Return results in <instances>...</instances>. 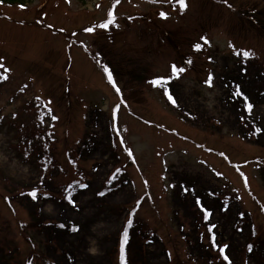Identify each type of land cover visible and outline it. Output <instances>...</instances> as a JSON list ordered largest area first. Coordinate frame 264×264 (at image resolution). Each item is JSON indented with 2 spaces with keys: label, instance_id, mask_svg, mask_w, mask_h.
I'll return each mask as SVG.
<instances>
[{
  "label": "rangeland",
  "instance_id": "1",
  "mask_svg": "<svg viewBox=\"0 0 264 264\" xmlns=\"http://www.w3.org/2000/svg\"><path fill=\"white\" fill-rule=\"evenodd\" d=\"M45 1L28 0L24 7L0 6V13L20 19L33 17L42 5L49 11L56 5L53 20L71 30L98 21L116 0ZM199 1L177 15L184 40L175 17H162L159 6L144 11L148 18L122 28L125 33L137 27L146 31V36L144 32L135 36L141 49L148 51L138 58L141 82L129 74L119 78L134 84L126 97L107 85L92 65L86 55L90 47L86 54L75 51L81 104L89 101L92 106L80 105L74 112L77 151L70 153L71 162H66V153L60 154V162L46 170L49 159L57 155L47 154L44 132L37 126L51 115L41 116L40 111L34 115L33 104L38 103L34 96L19 100L15 93L20 81L12 74L4 78L0 69V264H47L43 257L57 264H116L121 233L126 264H264V214L259 206H264V28H259L261 35H246L242 23V31L239 27L229 30L233 15L226 7L218 12L206 4L204 16L196 12L203 6ZM230 1L246 5L244 0ZM134 2L120 1L115 9L120 13L145 10L142 0ZM263 2L247 0V5L264 7ZM251 14L264 19V10ZM198 21L204 29H197ZM161 28L178 34L183 40L181 51L192 36L194 40L195 31H209L211 59L195 61L196 69L186 74L171 71V78H154L170 70L165 62L181 60L170 45L165 47ZM3 30H7L8 44L18 43V37L11 36L14 27L0 20ZM35 32L41 41L52 39L55 47L54 52L37 51V61L31 63L37 73L50 60L56 68L62 66L60 50L68 35L49 36L47 29ZM77 38L90 42L88 34L78 33ZM244 51L252 55L246 57ZM182 66L187 68L185 63ZM19 71L27 80L34 76L24 68ZM60 71L51 73L55 76ZM151 77L160 83H147ZM33 85L37 89L38 84ZM14 99L20 110L12 114ZM117 102L119 106L114 107ZM59 103L63 109L67 106ZM83 113L85 131L80 126ZM226 153L234 164L254 155L261 159L240 164L238 173L227 163ZM244 179L251 192L245 189ZM10 199L14 213L9 210ZM166 223L180 232L168 245L163 239L167 233L159 227ZM169 248L179 250L185 260L172 261Z\"/></svg>",
  "mask_w": 264,
  "mask_h": 264
},
{
  "label": "trees",
  "instance_id": "2",
  "mask_svg": "<svg viewBox=\"0 0 264 264\" xmlns=\"http://www.w3.org/2000/svg\"><path fill=\"white\" fill-rule=\"evenodd\" d=\"M1 2L5 3V4H9V5H13L15 3H24L25 0H0ZM188 1V0H187ZM193 0H189L188 2H192ZM212 6V9H215L216 7L219 8V10H221V7L219 5H216V3H224V0H209ZM245 2H247V0H244ZM154 7L153 4H145V11L149 10L150 8ZM232 10L235 12V16L236 19L238 20V22H236V20L234 19V17L231 19V23H230V30H234L237 27H241V23L244 25L246 24L245 27V34H250V33H256V34H260V32L258 31L259 28H264L261 27V22L264 23V19H251V20H247L248 16L251 14L249 11L254 12L256 11V7L254 8H246V11H244V13H242V11H238V9L236 7H234L233 5L231 6ZM264 10V8H262ZM253 10V11H252ZM249 12V15H248ZM124 16V18L130 23L136 22V19H146L148 18V14L144 13V14H131V13H126V14H120L119 16ZM173 17L172 15L170 16V18ZM175 20V19H174ZM258 22V23H257ZM92 25H94L93 21H88L86 24L82 25V26H74V31H82L84 29H95ZM239 27V28H240ZM117 30V29H116ZM242 31V30H241ZM89 32V31H88ZM142 32L146 34V31L144 30H140V27L134 28L132 29L129 33H125L123 31H121V29H118L117 31H113V35L110 37L109 39V44L107 42V44H105V42H103L101 45L103 47V49L105 51L108 52V59L109 61H111V64L116 65L117 69H121L122 67H133L131 64L134 62L136 56L141 52L140 46H139V42H138V36L135 35H139ZM264 34V33H263ZM197 35V34H196ZM261 35V34H260ZM205 40H199V41H195L196 44H202ZM209 41V40H208ZM182 42L183 40H180V38L178 37V34H172L171 32H166L163 33V43L165 44V47H169V45L171 46V48L174 51H177L176 54H182L180 53V47H182ZM145 45V40L143 41V43ZM158 43L154 44L153 46H151L152 48L156 45H158ZM66 45H71L68 47V51L65 54L63 50L61 51V56H63V65L60 66L59 65V69L61 70V72L67 73L72 66L73 60H72V46L73 43L68 42ZM79 43L76 42V46L79 47ZM186 45H191L190 43H187ZM185 45V46H186ZM150 46V45H149ZM114 48H117V50L121 49V50H125L124 54L122 55V57L119 55V58L117 59V56L115 54V52L113 53L112 50H115ZM145 49V48H144ZM182 52V51H181ZM129 57V59L127 60L126 57ZM63 76L60 75L59 73H56L55 76L51 75V78L49 79V81L47 80V77H44V89L47 93H52V94H60V95H65V91L66 92H72V87L70 84V80H67L66 83L65 79L62 81ZM65 89V91H64ZM125 91V89H124ZM61 109V106H60ZM69 118H71V116L69 114H59V113H55V120L54 122L51 124V126L49 127L50 130H55V131H61L63 129H65L68 124H69ZM63 136H64V142H65V148L64 150H60V152L62 151V155L69 150L70 148V141L67 138V136L65 135V132H62ZM57 136V134H56ZM58 137V136H57ZM63 161H66L65 159H62ZM67 162V161H66Z\"/></svg>",
  "mask_w": 264,
  "mask_h": 264
},
{
  "label": "snow or ice",
  "instance_id": "3",
  "mask_svg": "<svg viewBox=\"0 0 264 264\" xmlns=\"http://www.w3.org/2000/svg\"><path fill=\"white\" fill-rule=\"evenodd\" d=\"M116 2L119 3V0H116ZM177 3H178L181 7H186L185 0H177ZM22 7H23V5H22ZM160 15H161L162 17H165V18L167 17V14H166V13H163V12H161ZM99 27H101V28H107V27H108V24H106V23H105V24H101V25H99ZM86 30L89 31V32L93 31V29H91V28L86 29ZM195 47H196L197 49H200V48H201V45H200V44H196ZM238 54H239V53H238ZM243 55L246 56V57H248V56H251L252 53H250V52H248V51H244V52H243ZM209 59H211V58H209ZM188 63H191V61H188ZM0 67H3V65H0ZM171 68H172V72H173V73H176L177 75H178L179 73L185 71L184 68H178L175 64H173V65L171 66ZM4 78H6V77H4ZM109 79H110V80L112 79L111 73H109ZM153 83H160V80H155V81H153ZM117 91H119V89H117ZM238 94L242 95V93H238ZM169 98L171 99V96H169ZM245 100H247V97H245ZM173 103H175V100H173ZM247 107H248L249 110H251L252 105L249 103V104L247 105ZM31 195H33V197H35L36 194H35V192H33ZM68 199H69V202L72 203V204L75 206V202L72 200L70 194H69V196H68ZM197 203H199V201H197ZM73 230H74V231H78V229H73ZM224 247H227V245H225ZM249 250H251V246H249ZM221 251H223V249H221ZM225 259L227 260L228 257L225 256Z\"/></svg>",
  "mask_w": 264,
  "mask_h": 264
}]
</instances>
